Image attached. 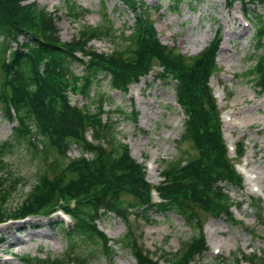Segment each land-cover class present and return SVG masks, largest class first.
<instances>
[{
	"label": "trees",
	"instance_id": "obj_1",
	"mask_svg": "<svg viewBox=\"0 0 264 264\" xmlns=\"http://www.w3.org/2000/svg\"><path fill=\"white\" fill-rule=\"evenodd\" d=\"M32 1L0 0V113L16 124L11 138L0 143V223L31 216L52 217L62 209L73 222L65 228L70 240L66 261L85 264L87 256L76 251L79 244L91 248L89 255L98 250L93 245L100 243L105 255H117L113 240L98 225L103 216L112 213L129 223L132 217L154 221L152 212L176 214L184 218L192 235L182 241L179 250L165 253L166 258L147 249L129 225L117 244L135 258L136 264H160L162 259L169 264H191L201 258L209 249L205 233L208 220L226 217L233 225L243 224L233 213L241 203L224 185L242 187L244 179L229 156L222 113L211 87V79L218 72L219 38L200 54L185 55L161 42L155 23L143 9L145 3L117 0L133 13L134 24L129 35L120 33L123 47L99 53L89 46L91 41L116 37L107 13L103 24L84 26L71 42H63L56 13L39 9ZM66 1L71 17L78 20L85 16L87 11L74 0ZM174 1L178 7L181 0ZM229 2L264 6V0ZM250 18L256 19L258 51L245 77L264 95V15L255 13ZM76 65L83 66L81 74L75 72ZM152 74L173 87L176 103L186 117L177 140L179 155L164 162L163 180L158 185L149 182L146 166L119 140L116 122L105 110L108 98L99 87L106 80L111 90L127 94L133 84ZM70 94L86 103L73 105ZM112 114L135 124L139 119L135 109L129 114L117 108ZM185 143L190 149H184ZM23 145L43 166L26 197L12 208L11 201L24 179L15 174L5 157ZM73 146L80 149L79 157L69 156ZM237 147V157L242 159L247 152L245 140ZM153 190L160 201L155 200ZM250 205L258 224L264 227L263 200L252 198ZM52 223L63 225L55 220ZM21 259L25 264L63 262L48 256L26 255ZM243 261L264 264V253L250 257L242 254L233 264Z\"/></svg>",
	"mask_w": 264,
	"mask_h": 264
},
{
	"label": "rangeland",
	"instance_id": "obj_2",
	"mask_svg": "<svg viewBox=\"0 0 264 264\" xmlns=\"http://www.w3.org/2000/svg\"><path fill=\"white\" fill-rule=\"evenodd\" d=\"M74 1L87 11L85 16L78 20L69 15L66 0L32 2H36L39 9L56 13L57 27L63 42H71L84 26L96 27L103 24L104 13H107L113 22L116 37L94 40L89 46L99 53H111L124 46L120 33L130 34V27L134 24L132 12L117 0ZM139 1L146 4L143 9L155 22L159 39L169 48L176 47L185 55L195 56L219 38L218 72L212 78L211 86L222 112L224 135L229 145L235 147L239 140L245 139L248 147L244 160L236 162L237 169L245 178L244 186L228 183L224 185L236 201L245 202L239 210L234 209L236 218L242 220L243 224L233 225L227 219L208 221L206 231L210 250L194 264H233L242 254L264 253V227L258 224L248 204L251 197H262L264 203V95H260L258 89L245 77L253 55L258 51L254 39L256 19L250 18V15H264V6L255 8L240 2L230 5L229 0H181L178 7L174 0ZM103 2L107 7L105 11ZM170 5L173 9H170ZM159 6L161 10H157ZM208 37L210 40L205 45ZM23 40V37L20 38L21 43ZM74 68L78 74L83 71V66L76 65ZM156 69L160 70L158 67ZM99 87L108 98L105 110L116 122L119 140L129 146L136 161L145 164L148 180L158 185L163 179L161 172L165 166L164 162H171L179 155L177 140L181 138L186 119L176 103L175 90L170 84L156 80V74L132 85L127 94L111 90L106 80H102ZM70 97L72 102L79 106L86 103L80 96ZM117 108L129 114L135 109L139 113L137 124L112 114ZM104 119L106 121V116ZM14 126L0 113V143L11 138ZM183 147L190 149L189 143L183 144ZM80 155L81 151L77 146H73L69 151L71 158ZM235 156L234 151L231 157ZM5 160L15 174L24 179V184L19 187L18 193L11 201L13 208L19 205L31 190V185L43 165L41 166L38 158H35L25 145L17 146ZM248 177L257 184L260 194L253 191L254 182ZM152 219L154 221L149 222L142 217H132L129 223H126L115 214L105 215L98 220V225L113 240L117 255H105L101 249L102 243L93 245L98 249L93 255H89L91 248L85 245L79 244L76 251L87 256L85 264H136L135 258L117 244L127 232L128 225L147 249L165 258V253L176 252L182 241L192 235V230L179 215L152 212ZM54 220L64 221V224H51ZM23 223L25 225L21 227ZM7 224H10L8 230L4 228ZM71 224V219L62 212L52 217L32 216L25 220L0 224V235L7 236L6 241L0 242V264H25L21 257L26 255L33 258H61L62 264H68L65 257L70 250V240L65 228ZM246 227L255 228V233ZM17 238L22 242L10 244Z\"/></svg>",
	"mask_w": 264,
	"mask_h": 264
},
{
	"label": "bare ground",
	"instance_id": "obj_3",
	"mask_svg": "<svg viewBox=\"0 0 264 264\" xmlns=\"http://www.w3.org/2000/svg\"><path fill=\"white\" fill-rule=\"evenodd\" d=\"M209 40H210V38L208 37L206 40H205V45L206 44H208V42H209ZM232 145V144H231ZM233 146V145H232ZM248 179L250 180V181H253L254 182V180L253 179H250V177H248ZM257 184L254 182V186H253V191H255L256 193H258V194H260V192H259V189L257 188V186H256ZM24 225H25V223H23V224H21V227H24ZM32 225V224H31ZM4 228H6L7 230L10 228V224H7V225H5L4 226ZM1 230V229H0ZM16 232V231H15ZM44 235V234H43ZM39 236V235H38ZM10 237V236H9ZM34 237V236H33ZM40 238V237H39ZM1 239L2 240H4V241H6L7 240V236H5L4 234L1 236ZM14 239V238H13ZM11 239H9V241H10ZM22 242V240H20L19 238H17V239H15V240H12V242L10 243V244H18V243H21ZM11 246V245H10ZM9 250V249H8Z\"/></svg>",
	"mask_w": 264,
	"mask_h": 264
}]
</instances>
